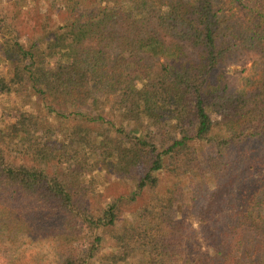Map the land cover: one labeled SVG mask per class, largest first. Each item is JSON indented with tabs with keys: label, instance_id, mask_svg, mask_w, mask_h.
Segmentation results:
<instances>
[{
	"label": "trees",
	"instance_id": "16d2710c",
	"mask_svg": "<svg viewBox=\"0 0 264 264\" xmlns=\"http://www.w3.org/2000/svg\"><path fill=\"white\" fill-rule=\"evenodd\" d=\"M29 1L0 0L8 264H264V0H227L234 17L216 0ZM253 59L259 78L232 88L224 69ZM99 159L132 184L105 204L84 178Z\"/></svg>",
	"mask_w": 264,
	"mask_h": 264
},
{
	"label": "rangeland",
	"instance_id": "374dc122",
	"mask_svg": "<svg viewBox=\"0 0 264 264\" xmlns=\"http://www.w3.org/2000/svg\"><path fill=\"white\" fill-rule=\"evenodd\" d=\"M6 1V0H5ZM31 2V3H30ZM33 3V4H32ZM44 3L50 4L49 0H33L27 2L29 6L32 4L34 7L42 6ZM32 6V7H33ZM32 7H29L31 10ZM216 8L220 11L221 16H231L234 17L238 15V11H236L235 8H231L227 0H216ZM261 66L260 63L256 60H249L243 62V64H232L224 69V74L232 86V88L236 90H242L247 88L249 85H251L253 82H255L259 76L261 75ZM9 97V96H8ZM6 101L8 102L9 112L0 115V119H3L4 122L11 119L12 110L15 108H18V106L15 104L16 100L14 99V96H11L7 98L6 95ZM21 106L25 108L27 111L31 110L30 105L26 101L21 102ZM115 114V112H114ZM112 115V114H111ZM113 118V115L112 117ZM118 119V118H117ZM42 123L48 125V121L45 119H41ZM76 138H79L82 140L85 139L87 141L93 140V137H82L81 135H76ZM167 138H169V135L167 134ZM93 144V143H92ZM112 145L108 146V150H110ZM200 158L204 160L205 158H208L209 156L213 155L215 153V148L213 146H200ZM113 159V157H112ZM96 165V166H95ZM95 167H93L94 171H88L84 174V178L91 182L90 186L86 189L87 194L92 197V201L99 202L101 204L108 203L109 201H112L111 198H115L119 195H126L132 188V184H130L128 187L127 183L124 181V177L121 174V170L115 169L116 171H111L112 164L111 163H104L102 159H99L96 164H94ZM132 177L130 176V179ZM134 179V177L131 179V181ZM128 214L126 213L124 216L125 218H121V222L118 223L119 227L124 226L125 224L129 223V221H126V218ZM51 233V230L49 231ZM105 249L104 254H109L111 252V247H113V241L112 238L116 235L114 229L112 228H105ZM135 258H142L143 256L141 254L134 255ZM102 261H100L99 264H101ZM0 264H8L7 259L5 258V254L3 253L0 255Z\"/></svg>",
	"mask_w": 264,
	"mask_h": 264
}]
</instances>
